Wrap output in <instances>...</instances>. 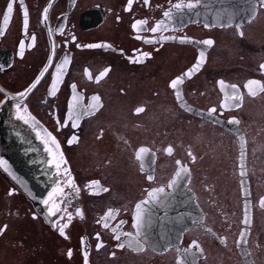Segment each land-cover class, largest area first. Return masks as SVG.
Wrapping results in <instances>:
<instances>
[{"label":"flooded vegetation","instance_id":"flooded-vegetation-1","mask_svg":"<svg viewBox=\"0 0 264 264\" xmlns=\"http://www.w3.org/2000/svg\"><path fill=\"white\" fill-rule=\"evenodd\" d=\"M10 2L0 264H264V0Z\"/></svg>","mask_w":264,"mask_h":264},{"label":"snow or ice","instance_id":"snow-or-ice-1","mask_svg":"<svg viewBox=\"0 0 264 264\" xmlns=\"http://www.w3.org/2000/svg\"><path fill=\"white\" fill-rule=\"evenodd\" d=\"M21 4H23V0H21ZM13 10H14V0H12V2H10L8 5H7V13H9V12H13ZM8 19V16L6 15L5 16V19ZM46 206H48V205H46ZM51 215H53V216H55V213H50ZM69 225L68 224H66L65 225V227L64 228H60L59 229V231H60V235H65V229L68 227ZM68 255H69V257H71V252L69 251V253H68Z\"/></svg>","mask_w":264,"mask_h":264},{"label":"water","instance_id":"water-1","mask_svg":"<svg viewBox=\"0 0 264 264\" xmlns=\"http://www.w3.org/2000/svg\"><path fill=\"white\" fill-rule=\"evenodd\" d=\"M143 208V206L141 207V209ZM157 224H159L158 222H157ZM155 231H157V230H155Z\"/></svg>","mask_w":264,"mask_h":264}]
</instances>
